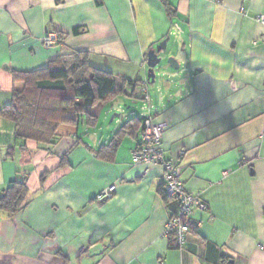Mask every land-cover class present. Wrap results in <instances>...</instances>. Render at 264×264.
<instances>
[{
  "label": "crops",
  "instance_id": "obj_1",
  "mask_svg": "<svg viewBox=\"0 0 264 264\" xmlns=\"http://www.w3.org/2000/svg\"><path fill=\"white\" fill-rule=\"evenodd\" d=\"M168 2L172 15L162 0H0V108L23 87L14 71L70 51L121 90L51 144L17 138L0 113V194L13 180L26 189L17 211L0 208V264H264V0ZM166 37L178 65L161 60L150 81L147 52ZM146 114L206 205L179 248L163 235L178 202L163 196L162 166L132 162Z\"/></svg>",
  "mask_w": 264,
  "mask_h": 264
},
{
  "label": "trees",
  "instance_id": "obj_2",
  "mask_svg": "<svg viewBox=\"0 0 264 264\" xmlns=\"http://www.w3.org/2000/svg\"><path fill=\"white\" fill-rule=\"evenodd\" d=\"M165 10L175 11L168 0H162ZM85 52L70 51L50 61L45 67L34 71H14V77L23 87L14 90L11 103L0 108L15 122V136L37 143H52L59 124H76L97 101L119 93L113 74L91 66ZM131 89L136 81H127ZM133 92V91H132ZM134 93V92H133ZM143 119L138 118L143 127ZM121 125L115 133L122 131ZM118 139H112L102 148L113 150ZM42 179V177H41ZM26 189L23 182L13 180L0 194V208L7 212L17 211L23 204ZM166 197L165 192L163 193Z\"/></svg>",
  "mask_w": 264,
  "mask_h": 264
},
{
  "label": "built area",
  "instance_id": "obj_3",
  "mask_svg": "<svg viewBox=\"0 0 264 264\" xmlns=\"http://www.w3.org/2000/svg\"><path fill=\"white\" fill-rule=\"evenodd\" d=\"M257 20L264 23V17L259 16ZM57 35L54 32L47 33L42 38L45 46L56 44ZM146 99V94L144 95ZM147 101V100H146ZM147 106V105H145ZM165 124L156 123L153 118L146 114L143 119L142 130L138 134L136 144L132 150V162L134 164H143L146 167L160 165L163 168L162 184L166 196L177 200V208L171 213L165 223L163 235L173 238L174 244L179 248L186 241V236L190 230L193 208L205 209L203 200L196 195L187 192L180 179V167L164 157V148L162 146V133ZM114 185H110L101 190L96 199L103 201L112 196Z\"/></svg>",
  "mask_w": 264,
  "mask_h": 264
},
{
  "label": "water",
  "instance_id": "obj_4",
  "mask_svg": "<svg viewBox=\"0 0 264 264\" xmlns=\"http://www.w3.org/2000/svg\"><path fill=\"white\" fill-rule=\"evenodd\" d=\"M168 37L164 38L161 40L155 48H150L147 52L146 56V65H147V78L150 81L154 80V68L161 62L162 57L159 55L162 50H165L166 48V42H167ZM167 63L172 66V67H177V61L169 57L167 59ZM226 264H231V261H227Z\"/></svg>",
  "mask_w": 264,
  "mask_h": 264
},
{
  "label": "rangeland",
  "instance_id": "obj_5",
  "mask_svg": "<svg viewBox=\"0 0 264 264\" xmlns=\"http://www.w3.org/2000/svg\"><path fill=\"white\" fill-rule=\"evenodd\" d=\"M171 38H175L174 36H172ZM169 47L170 46H168V47H166L165 48V50H162L161 52H160V56L162 57V61H163V63H165V67L166 66H169V64L167 63V59L169 58V57H172V58H174V59H176L175 58V56L177 55V54H171V52H170V49H169ZM174 51V50H173ZM170 67V66H169ZM171 68V67H170ZM125 100V99H124ZM137 104H138V101H135ZM135 105L132 101H126L125 102V106L126 105ZM136 106V105H135ZM97 111H98V109H96Z\"/></svg>",
  "mask_w": 264,
  "mask_h": 264
}]
</instances>
